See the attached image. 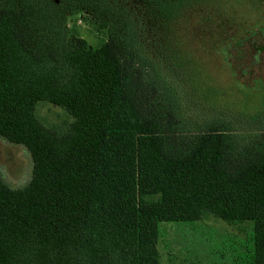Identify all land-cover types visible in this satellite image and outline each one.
<instances>
[{
	"label": "trees",
	"instance_id": "obj_1",
	"mask_svg": "<svg viewBox=\"0 0 264 264\" xmlns=\"http://www.w3.org/2000/svg\"><path fill=\"white\" fill-rule=\"evenodd\" d=\"M252 31L264 0H0V138L32 162L0 173V264H161L159 223L208 213L252 221L233 264H264V101L212 90Z\"/></svg>",
	"mask_w": 264,
	"mask_h": 264
},
{
	"label": "rangeland",
	"instance_id": "obj_2",
	"mask_svg": "<svg viewBox=\"0 0 264 264\" xmlns=\"http://www.w3.org/2000/svg\"><path fill=\"white\" fill-rule=\"evenodd\" d=\"M72 24L91 45L101 43V34L83 21L75 19ZM245 36L240 46L230 48L229 60L235 78L225 77V80L222 72L213 82L212 90L227 106H248L255 111L264 101V34L252 31ZM37 113L55 124L66 119L49 104H39ZM31 172L28 151L22 145L0 138V173L4 181L11 187H22L29 181ZM252 227L250 220L228 223L211 213L196 221L161 222L158 241L161 264H233L238 255L252 250Z\"/></svg>",
	"mask_w": 264,
	"mask_h": 264
}]
</instances>
